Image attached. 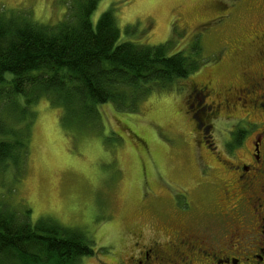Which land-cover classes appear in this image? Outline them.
I'll list each match as a JSON object with an SVG mask.
<instances>
[{
    "label": "rangeland",
    "instance_id": "1",
    "mask_svg": "<svg viewBox=\"0 0 264 264\" xmlns=\"http://www.w3.org/2000/svg\"><path fill=\"white\" fill-rule=\"evenodd\" d=\"M85 1L0 0V14L56 27L72 19ZM97 2L94 27L112 10L121 33L118 43L148 48L169 42V55L180 51L199 68L170 87H154L134 105L131 99L122 108L99 105L97 119L87 118L75 103L68 108L40 96L24 118L31 124L22 172L13 166L0 169V201L18 214L29 212L33 225L57 223L85 234L94 255L78 264H126L140 235L147 244L162 242L187 228L205 239L210 234L202 229L215 221L214 212L223 210L218 221L224 226L233 220L235 213L226 208L237 201L230 200L237 193L234 163H248L259 128L246 132L237 149L228 152L222 143L233 129L231 121L245 126L246 113L238 107L240 112L220 116L209 141L215 154L220 151L230 162H215L209 141L204 144L195 131L205 115L190 112L187 97L192 84L200 85L205 78L217 92L245 85L246 75H264V57H258L264 41V0ZM212 94H207L208 104L217 102ZM193 97L196 102L202 96L197 92ZM250 107L246 121H260L261 112ZM224 236L218 232L213 240L225 243Z\"/></svg>",
    "mask_w": 264,
    "mask_h": 264
},
{
    "label": "trees",
    "instance_id": "2",
    "mask_svg": "<svg viewBox=\"0 0 264 264\" xmlns=\"http://www.w3.org/2000/svg\"><path fill=\"white\" fill-rule=\"evenodd\" d=\"M97 1L80 3L72 19L56 27L0 14V169L22 172L31 124L24 118L40 96L68 108L75 103L97 119L99 105L120 107L129 99L134 105L154 87H170L199 68L180 51L169 55V42L148 48L118 43L112 10L93 25ZM29 214L0 201V264H78L94 255L82 232L57 223L33 225Z\"/></svg>",
    "mask_w": 264,
    "mask_h": 264
},
{
    "label": "flooded vegetation",
    "instance_id": "3",
    "mask_svg": "<svg viewBox=\"0 0 264 264\" xmlns=\"http://www.w3.org/2000/svg\"><path fill=\"white\" fill-rule=\"evenodd\" d=\"M260 46L261 50L258 57L261 59L264 57V41L261 42ZM246 77L245 85L226 90L220 89L217 92L213 91V81H207L209 78H205L200 85L192 84L193 89L187 97L191 102L188 105L189 109L192 108L190 112L196 109L193 112L195 115L199 112L205 115L204 120L200 121V126L195 124V131H200L202 136L201 138L199 135L198 138L204 144L209 141V138L210 140L213 139L212 133L216 129L219 117L224 114L230 116L232 112H240L238 107L246 113L244 118L246 125L236 123L237 119L231 121L230 127L233 129L227 131V139L222 143L223 150L225 148L229 152L237 149L240 144L239 141L246 132L253 131L255 127L259 128L255 132L254 141H252L253 149L248 163L246 160H238L237 163L232 162L236 165L232 170L237 180V193H230V200L233 201L232 203H235V199L237 201L226 209L235 213L233 220L229 219L227 225L224 226L218 221L220 219L218 214L223 210L214 212L212 217L215 218V221L209 225H204L202 229L210 234L205 239H201L200 236L202 235L196 231H190L187 228L177 232L174 238L168 237L162 242L154 240L147 244L143 242L142 235H140L141 237L136 238L135 249L128 255L126 264H264V75L257 73L246 75ZM197 92L202 97L201 100L194 102L193 95ZM209 92L213 93L212 96L215 99L217 98L216 103L208 104L205 101ZM238 95H243L248 101L238 98ZM206 103L208 104L207 107L205 106ZM202 106L203 108H201ZM247 107H250L252 112L257 110L261 112L259 114L256 112L261 120L246 121V118L252 115L247 111ZM197 118L200 119V117ZM229 118L234 119L233 115ZM206 134H209L207 140H205ZM231 135L233 137L230 138ZM211 143L212 141L207 143L209 144L207 148L212 153L215 162L220 164L230 162L229 158L220 154V151L215 154L214 146ZM207 168L211 169V167ZM230 221H233L232 226ZM218 232L227 233V237H222L226 241L225 243H221L217 239L213 240Z\"/></svg>",
    "mask_w": 264,
    "mask_h": 264
}]
</instances>
